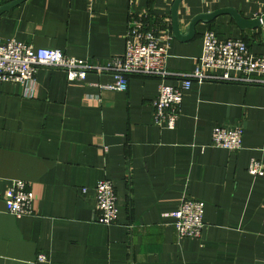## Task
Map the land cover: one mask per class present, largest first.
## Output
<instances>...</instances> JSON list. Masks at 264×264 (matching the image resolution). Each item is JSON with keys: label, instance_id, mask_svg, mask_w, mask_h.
Here are the masks:
<instances>
[{"label": "crops", "instance_id": "crops-1", "mask_svg": "<svg viewBox=\"0 0 264 264\" xmlns=\"http://www.w3.org/2000/svg\"><path fill=\"white\" fill-rule=\"evenodd\" d=\"M173 2L24 0L0 15V37L104 64L124 53L133 13L148 11L150 22L169 27L160 34L172 74L194 69L209 28L264 54V24L242 30L228 14L199 22L191 40L176 39ZM224 7L264 16V0H182V31L197 14ZM36 79L34 89L0 84V264H41L39 252L61 264H264V176L247 170L252 158L264 164V84L194 82L168 129L153 123L158 76L132 75L125 91L100 87L116 82L110 72L69 80L41 67ZM216 125L242 127V148L212 146ZM103 178L117 193L111 225L97 221ZM16 179L33 191L30 215L6 210L3 195ZM186 197L206 204L199 239L179 238L173 225L170 213Z\"/></svg>", "mask_w": 264, "mask_h": 264}, {"label": "built area", "instance_id": "built-area-1", "mask_svg": "<svg viewBox=\"0 0 264 264\" xmlns=\"http://www.w3.org/2000/svg\"><path fill=\"white\" fill-rule=\"evenodd\" d=\"M148 11L133 13L125 37V49L121 56L108 62L92 63L68 55L60 49L36 47L11 38L0 37V84L6 81L21 82L34 89L36 73L41 67L62 69L69 80H84L91 71L110 72L116 82L102 84L101 88L127 90L132 75L158 76L157 95L153 100V123L160 127H176L184 93L194 82H253L264 84V54L253 53L242 38H222L212 28L203 34L202 53L196 66L189 73L172 74L167 68L168 47L160 32L169 27L163 19L150 22ZM169 38V36H168ZM174 75L180 78L178 84L166 81ZM211 144L214 147L239 150L243 146V128L216 125L212 130ZM248 172L253 176H264V164L257 158L249 162ZM87 189L83 188V192ZM97 221L111 225L117 221L119 206L115 185L110 178L99 180L95 187ZM6 210L16 217L34 212V194L30 184L16 179L4 192ZM205 202L186 197L178 208L170 213L179 238L199 239L205 226ZM36 262L54 263L45 252H39Z\"/></svg>", "mask_w": 264, "mask_h": 264}, {"label": "water", "instance_id": "water-1", "mask_svg": "<svg viewBox=\"0 0 264 264\" xmlns=\"http://www.w3.org/2000/svg\"><path fill=\"white\" fill-rule=\"evenodd\" d=\"M23 1L24 0H12L10 2L0 5V15ZM181 2L182 0H174L171 7L173 35L176 39L180 41H188L193 39L196 34L195 27L199 22H211L219 15H230L234 19L238 27L242 30L257 29L261 27L262 24H264V16L248 18L243 16L236 8L224 7L218 8L211 12L197 14L191 19L186 30L182 31L181 20L179 18V6Z\"/></svg>", "mask_w": 264, "mask_h": 264}, {"label": "trees", "instance_id": "trees-1", "mask_svg": "<svg viewBox=\"0 0 264 264\" xmlns=\"http://www.w3.org/2000/svg\"><path fill=\"white\" fill-rule=\"evenodd\" d=\"M245 40V39H244ZM246 41V40H245ZM247 42V41H246ZM248 43V42H247Z\"/></svg>", "mask_w": 264, "mask_h": 264}]
</instances>
